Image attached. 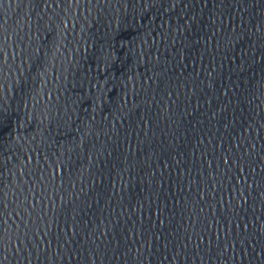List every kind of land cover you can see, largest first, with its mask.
I'll return each mask as SVG.
<instances>
[{
	"label": "water",
	"instance_id": "water-1",
	"mask_svg": "<svg viewBox=\"0 0 264 264\" xmlns=\"http://www.w3.org/2000/svg\"><path fill=\"white\" fill-rule=\"evenodd\" d=\"M0 264H264V0H0Z\"/></svg>",
	"mask_w": 264,
	"mask_h": 264
}]
</instances>
